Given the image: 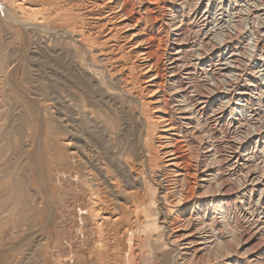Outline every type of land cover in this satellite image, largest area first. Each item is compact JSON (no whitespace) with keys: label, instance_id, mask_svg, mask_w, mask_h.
<instances>
[{"label":"rangeland","instance_id":"374dc122","mask_svg":"<svg viewBox=\"0 0 264 264\" xmlns=\"http://www.w3.org/2000/svg\"><path fill=\"white\" fill-rule=\"evenodd\" d=\"M191 1L189 0L190 3ZM212 1L215 12L220 0ZM132 2L135 11L128 15V22L133 26L127 31L137 33L139 40L146 38V51L154 52L151 53V63L157 62L156 59L159 58L161 73L159 80L155 81L162 80L163 84L160 88L152 82L149 88H155L156 96L163 93L167 96L168 108H173L172 112L179 121L177 124L182 126L183 136L180 138L189 131L197 136L201 129L196 126V119L201 115L189 114L185 108L186 90L179 86L178 76L173 72L171 64L174 57L178 58L173 49L177 34L183 30L190 31V28L197 29L190 25L191 6L186 4L188 0H156L153 4L145 0ZM206 2L208 0H204L200 9L204 10ZM257 2L258 0H226L225 7H228V11L224 13V19L234 24V12L242 13L244 21L241 20L240 24L243 28H240L236 42L246 50L244 65L246 64L247 70L245 69V81L241 82V86L243 84V87L256 89L254 97L259 95L257 98L264 99V71L257 72L264 68V53L260 50L255 52L252 43V38L259 36L263 38L264 44V15L259 12L248 16L249 18L245 15L257 6ZM6 6L7 1L0 0V264H206L208 259L212 260L209 264H263L260 260L264 251H259L264 242L262 209L257 208L255 212L256 207L247 205V201L244 204L240 200L227 201L217 190L220 175L217 139L222 135L212 131V138H207L201 150L202 162L198 173L203 186L198 194L189 198L184 205H172L170 196L165 195L167 187L161 164L163 160L158 161L155 169L150 166L147 168L146 162H143L145 149L141 147L140 136L145 134V120L139 113L137 101L129 94L120 97L116 89L100 84V79L110 81L112 78L114 84L124 85L121 79L124 71L114 72L112 64H129V60L117 54L118 52L107 55L105 47L94 43V54L85 48H82V52L73 47L66 49L60 40L51 43L49 37L41 35L33 37L35 45H31V30L8 20L4 13ZM14 12L19 17L23 16L22 10L15 8ZM140 15L152 20L147 22V19H140L136 22ZM174 16H179L180 20H174ZM181 28L183 29L180 30ZM214 29L219 31L216 26ZM190 48L187 56L181 58L184 61L179 60L180 66L185 59L191 60L196 56L194 51L192 53L194 48ZM115 55V60L108 59ZM224 55L225 58L229 57L230 51H225ZM216 58L214 55L212 59ZM155 71L154 69L153 72ZM55 78L58 80L53 84L66 83L68 90L70 88L75 93L81 92L76 87L81 84L84 89L81 92L83 95L80 93L82 97L103 102V107H100L101 116L95 122L89 119L94 108L89 105L78 127L84 133L83 137H72L70 146L65 145L67 128L61 123L59 116L66 113L76 118V108L71 104L69 109L66 105L65 112V105L61 104L51 109L46 98L47 86ZM82 82L85 85L82 86ZM59 90L58 94L63 95ZM181 99L186 100L181 102ZM247 110H243L242 123H245L246 117L248 120L252 117ZM51 113L58 116L54 123L50 121ZM228 122L224 127L226 130L230 126ZM95 125L105 130L106 135L111 128L115 129L116 161L122 169V174L114 176L118 177L121 190L112 195L108 193L109 200H99L98 209L112 216V220L103 223L96 217L93 202L83 197L86 191L84 181L78 179L75 173L67 171L64 166L66 149L83 153L80 144H91L87 140L94 136ZM244 127L243 131L248 132L246 124ZM194 136L184 137L182 140L195 138ZM224 137V147L221 148L227 155L232 148L227 137ZM155 143L158 146L157 139ZM245 145L244 152L252 150L256 139L251 138ZM262 145L254 150L260 157L254 159L252 164L264 158ZM126 157L133 162L134 169H131ZM90 169L93 170L92 167ZM88 187L95 189L91 184ZM139 193L144 196L141 197ZM258 198L259 195L256 194V199ZM196 200L198 202L193 205ZM183 217L192 220L194 226L192 231L183 230L189 232L179 244H174L173 221ZM237 218L240 219L239 223ZM237 226L245 231V236L240 240ZM258 229L261 230L258 232ZM256 232L257 235L254 234ZM234 240V249L215 259L219 255L217 250Z\"/></svg>","mask_w":264,"mask_h":264},{"label":"bare ground","instance_id":"6f19581e","mask_svg":"<svg viewBox=\"0 0 264 264\" xmlns=\"http://www.w3.org/2000/svg\"><path fill=\"white\" fill-rule=\"evenodd\" d=\"M5 1H7L8 6L4 7V13L8 20L19 25L21 28L27 26L31 30V45L34 44L33 37L41 35L42 37H49L51 43L60 40L61 45L66 49L70 50L73 47L74 50L82 52V48H85L89 53L94 54V51H92L94 43L98 46L105 47L104 52L107 55L118 52L117 54L129 60V64H125L126 62L124 64H112L114 72L124 71L121 75V79L125 83L124 85L114 84L115 82L112 78L110 81L106 78H102L100 79V84L106 85L113 90L116 89L120 97L129 94L137 101L139 113L145 120V127H143L145 134L142 137L140 136L141 147L145 149L143 162H146L147 168L150 166L152 169H155L158 166V161L160 159L163 160L161 164H163V169L165 171L164 181L167 187L165 195L170 196L172 205L176 207L184 205L189 198L198 194L199 189L203 186L200 181L201 176L198 173L200 163L202 162V159L200 160L201 150L206 144L207 138H212V131H215L218 135L219 133L222 135L217 139V146L219 148L217 151L219 153L217 161L220 170L217 190L227 198V201L235 200L237 202V200H240V203L243 204L247 201V205L250 204V206L256 207L255 212L257 208L258 210L260 208L262 209V213H264V158H262L260 162L251 163L254 159L260 157V155L255 152L257 148H259L261 144H263L262 149L264 147V99L257 98L259 95L254 97L256 89H254V91L252 87H243V84L241 86V82L245 81L244 74L246 64L244 65V61L247 59V53L238 41L236 42V37L240 33V28H243L240 24L241 20L244 21L242 13L239 14L238 10V12H234V17L236 19L235 23L231 24L229 20L227 21L224 19V13L228 11V7H225L226 0H220L218 2V8L215 9V12H213L215 6L212 0L206 2L207 6L204 10L200 9L204 0H190L191 3L188 0V3L185 2L188 6H191L192 10V12H190V25L197 27V29L190 28L191 30L187 31L188 33L183 30L177 34L175 38L176 46L173 47V49L176 50L174 55L178 58H176V60L174 57L171 64H173V72L178 76L177 82L179 86L182 87L183 90H186L187 102H185V108L188 110L189 114H200L203 119L201 117H197L196 119V126H200L201 129L200 134L194 136L195 134L187 130L189 132L186 133L184 137L194 136L195 138L191 137L189 140L188 138L182 140L184 138H180L183 136L181 134L183 133L182 126L177 124L179 121L176 120L172 112L173 108L172 110L168 108L169 103L167 96L163 95L164 93L160 96H156V92L154 91L155 88L154 90L153 88H149V84L152 82L156 84L155 86L162 87V80L161 82L155 81L160 78L161 73L158 66L159 58L156 59L157 62L151 63V60H153V58L151 59V53L154 54V52L146 51L144 46V41H147L146 38L139 40L136 37L137 33H130V31H127L129 27L133 26V24L131 25L128 22V15L135 11L132 0ZM145 1L151 4L156 2V0ZM257 3V6L245 14L247 18L253 14L257 15V12L264 15V0H258ZM15 8L20 11L22 10V17H19L18 14L14 12ZM138 12L140 13V11ZM146 17L147 16L140 15L136 19V22L138 20L140 21V19L144 21L147 19V22L152 20ZM174 20H180V17L176 16ZM213 25H215L219 31L216 32L214 29L215 26ZM182 29L183 28L180 30ZM202 34L203 36L201 37ZM252 39L255 52L260 50L264 53L263 38L256 36V38L253 37ZM112 41H116V43L112 44ZM190 46L194 48L192 53L194 51L196 56L191 60L185 59V62H182V66H180L179 62L184 61L181 60V58L186 57L188 51H191ZM227 50L230 51V56L225 58L224 52ZM35 55L38 54L35 53ZM214 55L217 56L216 59H212ZM262 57V60H264V56ZM116 58L115 55L110 56L108 59L113 61ZM154 69L156 70L155 72H153ZM261 71H264V68L257 72L262 73ZM37 72L40 73V71ZM57 80L58 79L55 78V81L49 82L46 98L52 110L61 104L65 105V112L67 107L69 109L71 108V104L75 106L76 118L74 115H67L66 113L59 116L61 123H64L67 128V132L65 133V145L70 146L71 140L73 139L72 137H83L84 133H81L78 127L80 126L79 122L81 118L85 117L89 105L94 107L91 114L92 116L89 119L95 122L97 117L101 116L100 107H103V102L102 100L91 101L90 99L82 97L83 94L81 92H83L84 89L81 87V84L76 87L79 88L82 95L79 92L75 93L70 90V88L68 90L66 83L53 84V82L55 83ZM254 81H256V79H254ZM129 84H131V86H129ZM83 85H85L84 82H82V86ZM58 88L63 92V95L58 94ZM185 100L186 99H181L179 101L183 102ZM254 105L256 106L253 107ZM238 106L241 108L239 109ZM244 109H248L247 111H250V116L252 117H250L249 120L248 117H246L247 120H244L245 123H242ZM160 111H162L163 114H158ZM228 115L229 118L227 119L226 117ZM57 117L58 116L55 117L51 113L50 121L54 123ZM227 122L230 123L231 129L230 126L228 130L224 129ZM244 124H246L248 132L243 131V129H245ZM114 130V128H111L110 133L106 135L104 133L105 130L103 131L95 125L93 128L94 136L90 140H87L91 144L86 142L84 145V142L81 143L80 141V147L84 150L83 153L79 154V151L74 152L72 150L73 152H71L69 151L70 149H66L64 158V166L67 171L75 173L78 179L84 181L86 191H83V197H87L88 200L93 202L96 208V217L99 218L98 220L101 221V223L112 220V216L110 217V215H107L108 212L106 214V212L98 209V205H100L99 200H109L108 193H111L110 195H112V193L116 194V192L122 188L119 186L118 177H114L116 174H122L120 164L116 161L117 152H115ZM224 132L226 133L225 135ZM244 133L248 135H244ZM224 136L227 137L232 148L227 155L221 148L223 146ZM251 138L256 139V145L252 150L244 152L245 144ZM155 139L159 142V144L157 143L158 146L155 143ZM205 158L207 159V156H204V159ZM126 161L131 164V169H134L133 162L130 161L128 157H126ZM193 161H195V163H193ZM89 167H92L93 170H89ZM89 184L93 185L95 189H90L88 187ZM207 192L208 191H206V193ZM79 193H81V190ZM256 194L259 195L258 199H256ZM139 195L141 197L144 196L142 193H139ZM197 202L196 200L193 205ZM237 221L239 223L240 219L237 218ZM173 224L175 225L172 229L174 244H179L182 238L186 236V233L192 231L194 226L193 221L186 220L185 217H183V219L174 220ZM183 230L189 231L184 232ZM260 230L261 229H258V232ZM244 232L238 228L237 236L239 240L244 235ZM254 234L257 235L258 233L256 232ZM235 245L236 240L229 242L228 246L221 245L222 247L217 250L219 255H217L215 259L229 253V250L232 251ZM259 251H264V242ZM202 258L205 259V257ZM260 261L264 264V256ZM211 262L212 260L208 259L205 263L209 264Z\"/></svg>","mask_w":264,"mask_h":264},{"label":"crops","instance_id":"0c3cea01","mask_svg":"<svg viewBox=\"0 0 264 264\" xmlns=\"http://www.w3.org/2000/svg\"><path fill=\"white\" fill-rule=\"evenodd\" d=\"M84 260H86V259H84Z\"/></svg>","mask_w":264,"mask_h":264}]
</instances>
